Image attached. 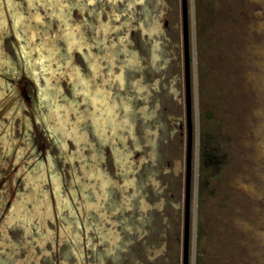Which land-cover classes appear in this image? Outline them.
I'll list each match as a JSON object with an SVG mask.
<instances>
[{"label":"rangeland","instance_id":"rangeland-1","mask_svg":"<svg viewBox=\"0 0 264 264\" xmlns=\"http://www.w3.org/2000/svg\"><path fill=\"white\" fill-rule=\"evenodd\" d=\"M188 4L190 264H264V0ZM186 156L182 0H0V264H183Z\"/></svg>","mask_w":264,"mask_h":264},{"label":"water","instance_id":"water-1","mask_svg":"<svg viewBox=\"0 0 264 264\" xmlns=\"http://www.w3.org/2000/svg\"><path fill=\"white\" fill-rule=\"evenodd\" d=\"M183 37L185 56V84L187 106V156H186V187H185V223H184V264H190L191 246V205L193 183V150L194 129L192 114V85H191V55H190V29H189V4L188 0H182Z\"/></svg>","mask_w":264,"mask_h":264},{"label":"flooded vegetation","instance_id":"flooded-vegetation-1","mask_svg":"<svg viewBox=\"0 0 264 264\" xmlns=\"http://www.w3.org/2000/svg\"><path fill=\"white\" fill-rule=\"evenodd\" d=\"M10 36V38L12 37V35L10 34L9 35ZM13 38V37H12ZM13 39H15L16 40V38H13ZM18 49H19V47H18ZM20 50V49H19ZM22 51L20 50V53H21ZM22 54V53H21ZM8 77V76H7ZM16 95H17V93H16ZM17 98H20V99H22V97H23V99H24V101H30L31 102V100H32V98H30L29 97V95L26 93V91L25 90H22L21 91V93H20V95L18 94V96H16ZM94 100H96V99H94ZM183 128V127H182ZM35 129H36V127H35ZM44 134V133H43ZM42 134V135H43ZM35 139V138H34ZM35 141V140H34ZM40 148L43 150V148H44V145H41L40 146ZM37 150H38V148H37ZM42 154V156H40L41 157V159L43 160V161H47V153L46 152H42L41 153ZM49 194H50V192H49ZM51 194H54V193H52L51 192ZM80 197H82V194H81V192L79 191V198ZM185 197H186V195H185ZM41 198H45V196H41ZM54 203H56L55 202V196L52 198V201H51V203H50V205L52 206H55V204ZM9 202H8V204H7V207H9ZM6 206V205H5ZM52 206V207H53ZM69 206L66 204V207H64L65 209L66 208H68ZM148 208V207H147ZM5 210H6V207H5ZM70 210H71V208H70ZM72 210L74 211V208H72ZM6 212H7V210H6ZM2 218H6V216H3ZM184 223H185V215H184ZM17 228V227H16ZM184 233H185V229H184ZM20 240H26L27 241V238H26V234H25V237L24 238H21ZM19 240V241H20ZM27 243L28 242H26V245H27ZM143 246H144V248L146 249V250H150V248H152V247H150L151 245H149V243H148V241L147 242H144L143 243ZM56 247V246H55ZM159 247V245L156 247V248H158ZM16 248H18V247H16ZM57 248V247H56ZM19 249H21V246H19ZM5 250H7V248L5 247ZM152 250V249H151ZM57 251V250H56ZM34 252V251H33ZM150 253H152L151 251H149ZM57 253H58V251H57ZM180 262L178 261V264H179ZM51 264H58V256H57V258L55 259V262H53V263H51ZM183 264H184V239H183Z\"/></svg>","mask_w":264,"mask_h":264},{"label":"trees","instance_id":"trees-1","mask_svg":"<svg viewBox=\"0 0 264 264\" xmlns=\"http://www.w3.org/2000/svg\"><path fill=\"white\" fill-rule=\"evenodd\" d=\"M207 143L202 146V160L206 164L207 168L217 167L219 166V161L214 159L213 151L206 150Z\"/></svg>","mask_w":264,"mask_h":264},{"label":"bare ground","instance_id":"bare-ground-1","mask_svg":"<svg viewBox=\"0 0 264 264\" xmlns=\"http://www.w3.org/2000/svg\"><path fill=\"white\" fill-rule=\"evenodd\" d=\"M65 31V30H64ZM64 34H65V32H64ZM69 44H71V43H69ZM73 44V43H72ZM76 92V91H75ZM115 118V117H114ZM114 121V120H113ZM110 122V121H109ZM122 122V121H121ZM123 124V123H122ZM114 125H116V123L114 124ZM120 126V125H119Z\"/></svg>","mask_w":264,"mask_h":264},{"label":"crops","instance_id":"crops-1","mask_svg":"<svg viewBox=\"0 0 264 264\" xmlns=\"http://www.w3.org/2000/svg\"><path fill=\"white\" fill-rule=\"evenodd\" d=\"M34 204H35V203H34ZM153 248H154V246H153L152 248H150V250H149V251H151V249H152V251H153V250H154ZM152 251H151V252H152ZM151 254H152V253H151Z\"/></svg>","mask_w":264,"mask_h":264},{"label":"snow or ice","instance_id":"snow-or-ice-1","mask_svg":"<svg viewBox=\"0 0 264 264\" xmlns=\"http://www.w3.org/2000/svg\"><path fill=\"white\" fill-rule=\"evenodd\" d=\"M89 2H90V3H93V2H94V0H89Z\"/></svg>","mask_w":264,"mask_h":264}]
</instances>
